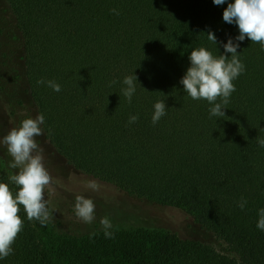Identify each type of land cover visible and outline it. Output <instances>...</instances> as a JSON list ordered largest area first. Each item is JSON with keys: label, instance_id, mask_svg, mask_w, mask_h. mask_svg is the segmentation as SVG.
I'll return each mask as SVG.
<instances>
[{"label": "trees", "instance_id": "obj_1", "mask_svg": "<svg viewBox=\"0 0 264 264\" xmlns=\"http://www.w3.org/2000/svg\"><path fill=\"white\" fill-rule=\"evenodd\" d=\"M233 2L0 0V64L8 75L0 95L12 117L28 100L65 165L137 202L192 217L224 246L220 252L181 238L165 221L155 228L111 223L106 238L97 216L100 227L80 233V221L49 206L56 221L42 226L21 207L24 227L0 264H264V231L256 227L264 208V148L256 142L264 139V50L235 40L238 28L222 18ZM230 38L245 70L233 81L225 117L210 116L212 105L191 99L179 81L192 49L218 56ZM132 74L129 103L122 82ZM157 101L166 114L154 125ZM133 115L138 120L129 124ZM9 162L0 161V182L15 192ZM136 214L123 211L119 219L136 223Z\"/></svg>", "mask_w": 264, "mask_h": 264}, {"label": "clouds", "instance_id": "obj_2", "mask_svg": "<svg viewBox=\"0 0 264 264\" xmlns=\"http://www.w3.org/2000/svg\"><path fill=\"white\" fill-rule=\"evenodd\" d=\"M212 3L220 6L225 4L226 0H212ZM111 11L119 14L115 9ZM222 18L225 23L235 24L238 28L236 41L243 42L247 38L252 43H259L264 50V0H234L233 3L227 4ZM206 36L211 43L217 44L213 32L208 31ZM239 46V43H234L230 38L227 43L222 44L224 54L214 56L211 51L199 47L192 49L188 56L190 67L179 83L191 99H203L212 105L209 108L210 116L225 117L226 105L236 90L233 81L245 70L237 54ZM115 83L116 81H112L109 86ZM122 83L126 85L122 94L131 103L136 91L137 77L133 74L126 76ZM37 84H46L55 92L61 91V86L53 80L40 79ZM153 109L152 123L155 125L166 114L165 102H155ZM137 120L138 116L133 115L129 117L128 122L132 124ZM44 121L43 114L23 119L18 127L11 128L0 139V145L6 147L11 157L7 167L16 170L9 174L8 180L17 189L13 192L7 183L0 182V259H5L13 253L12 245L24 227V220L19 215L21 207L29 221H39L42 226L54 219L45 198V190L50 188L53 178L44 166L43 148L36 139L43 135L41 125ZM256 142L259 147L264 148V139L256 138ZM87 187L98 191L100 185L92 180L88 181ZM246 203L247 201L241 198L238 207L243 210ZM73 210L75 216L86 224H91L95 219L93 200L82 195L75 197ZM258 216L256 227L264 231V208L258 210ZM100 224L105 237L111 238L113 233L108 231L112 228L109 218L103 217Z\"/></svg>", "mask_w": 264, "mask_h": 264}, {"label": "rangeland", "instance_id": "obj_3", "mask_svg": "<svg viewBox=\"0 0 264 264\" xmlns=\"http://www.w3.org/2000/svg\"><path fill=\"white\" fill-rule=\"evenodd\" d=\"M1 51L2 50H0V52ZM4 71V67L0 64V75H2L0 77V86L5 82L8 83V75ZM9 87H11V85H6L7 89ZM31 108L32 107L28 104L27 100L26 108L18 111V113L15 114L14 118L12 117L13 115L10 114L9 106H7L0 95V139H2L3 136L6 135L11 128L18 127L25 115H29V117L33 118V116L30 115L33 113ZM36 139L39 145L43 148L44 166L47 168L53 178V182L50 188L45 190V198L48 201V206L51 209L58 208L60 209L59 211H67L69 217L80 221L79 224L84 227V230H82L81 232L79 231L80 233H85L84 231L94 230L100 226H97L95 220L91 224H86L75 216L73 209L75 197L77 195H82L85 198L93 200L95 204V217H105V214L108 213V211H111L113 214L116 213L118 217L111 216L113 214H107V217L113 224V227L122 228V226L130 224L133 226H147L155 228V224L157 223V221H165L168 227L175 231L181 238L192 239L205 243L213 247L216 251L221 252L224 249V246L219 241H217L210 233L203 230L193 220L192 217L162 207L137 202L136 200L128 197L123 192H120L116 189H111L105 184L100 183L99 181L94 180L91 177L87 178L81 175L80 172L74 171L70 166H67L63 162H61L63 161L62 158H60L54 152L43 135L37 137ZM0 147H2L7 153L5 146L0 145ZM1 156L2 155L0 153V161H11V157L8 155V153L7 157L10 160H6ZM92 180L96 181L100 185L98 191H93L92 189L87 187L88 181ZM67 201L71 203L69 204L70 207L67 206ZM123 211H131L137 213V222L135 223V220L133 222V219L131 217V221L119 219V215ZM51 221L55 222L56 220L52 219ZM59 228L56 227V229Z\"/></svg>", "mask_w": 264, "mask_h": 264}]
</instances>
